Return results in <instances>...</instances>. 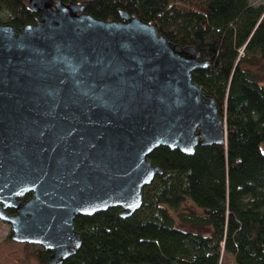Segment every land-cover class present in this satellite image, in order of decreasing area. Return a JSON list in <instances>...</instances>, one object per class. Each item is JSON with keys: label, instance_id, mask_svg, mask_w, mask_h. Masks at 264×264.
Segmentation results:
<instances>
[{"label": "water", "instance_id": "obj_1", "mask_svg": "<svg viewBox=\"0 0 264 264\" xmlns=\"http://www.w3.org/2000/svg\"><path fill=\"white\" fill-rule=\"evenodd\" d=\"M27 3L34 21L0 22V220L59 264L81 244L77 214L141 206L162 173L155 147L192 154L224 143L226 126L192 78L209 63L194 46L123 9L107 19L79 2Z\"/></svg>", "mask_w": 264, "mask_h": 264}, {"label": "trees", "instance_id": "obj_2", "mask_svg": "<svg viewBox=\"0 0 264 264\" xmlns=\"http://www.w3.org/2000/svg\"><path fill=\"white\" fill-rule=\"evenodd\" d=\"M64 1L107 19L126 10L172 42L194 46L209 63L192 70V78L214 96L226 141L197 145L192 154L155 147L148 158L162 173L143 187L141 206L126 217L115 206L77 214L81 244L59 264H221L227 254L236 264H264V3ZM36 15L27 0H0V22L18 27ZM188 201L196 209L188 210ZM49 253L9 233L0 243V264H17L19 256L43 264Z\"/></svg>", "mask_w": 264, "mask_h": 264}, {"label": "rangeland", "instance_id": "obj_3", "mask_svg": "<svg viewBox=\"0 0 264 264\" xmlns=\"http://www.w3.org/2000/svg\"><path fill=\"white\" fill-rule=\"evenodd\" d=\"M249 1L251 3H254V4L264 3V0H249ZM259 71L261 72L262 78H263V81H264V65H262L260 67ZM184 204H185V206H186V208L188 210L196 209L195 207H193V205L189 201L184 203ZM178 223L180 225H182L183 227H185V228H190V229H193V230H196V231H200V232H206L207 231V228H205V227L191 226L189 224H184V223H182L180 221ZM9 233H11L10 224L8 222L0 220V243H2V241H4L7 238ZM4 249H5V252H4V255H5V253H7L8 249L6 247ZM1 257H2V254H0V259H1ZM14 260H15V262H17V264H35V261H33V260H25V259L21 258V256H19V258L18 257H16V258L14 257ZM221 264H236V263L234 262L233 257L231 255L227 254V255H225L223 257Z\"/></svg>", "mask_w": 264, "mask_h": 264}, {"label": "flooded vegetation", "instance_id": "obj_4", "mask_svg": "<svg viewBox=\"0 0 264 264\" xmlns=\"http://www.w3.org/2000/svg\"><path fill=\"white\" fill-rule=\"evenodd\" d=\"M10 209V210H9ZM9 212H13L14 210L12 208H8L7 209Z\"/></svg>", "mask_w": 264, "mask_h": 264}]
</instances>
